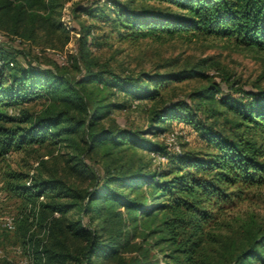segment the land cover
Here are the masks:
<instances>
[{"label": "trees", "instance_id": "trees-1", "mask_svg": "<svg viewBox=\"0 0 264 264\" xmlns=\"http://www.w3.org/2000/svg\"><path fill=\"white\" fill-rule=\"evenodd\" d=\"M43 1L0 0L1 27L12 37L22 39L20 33L32 36L33 29L27 33L20 26L31 16L34 20L43 16L37 11ZM149 1L166 5L146 4ZM106 6L122 38L205 34L264 49V0H89L77 3L75 10L95 15ZM77 26L71 28L77 27L79 32L71 59L81 70L77 75L70 74L68 63L44 64L40 55L8 40L0 41V155L58 142L85 128L88 145L72 158L76 168L94 178L89 187L78 188L54 175L26 183L27 173H11L16 180L9 179V189L27 203V214L19 220L30 214L38 216L42 206L38 221L44 220L49 231L48 238L41 240L21 235L18 245L22 254L30 257L31 264H95V257L102 254L117 258L118 264H161L142 241L132 242L138 235L143 239L159 235L157 241L169 244L163 264L264 262V227L257 225L253 217L238 229L240 234L236 231L243 235L240 244L236 238L224 242L226 248L220 259L212 253L216 247L209 246L219 238L207 229L227 202L243 196L246 187L264 182V85L243 88L236 80H212L186 97L166 100L156 107L144 128L118 123L98 125V119L127 103L93 99L91 108L86 95L89 82L118 88L134 98L155 99L167 82L207 72L181 66L165 71L117 73L92 55L93 23L85 21ZM69 37L68 33L65 42ZM19 55L26 62H19ZM41 94H49L55 101L35 112L17 107ZM190 97L205 101L206 113ZM173 118L192 123L215 150H169L157 136ZM99 143L108 144L104 155L130 148L132 158L119 166L110 162L101 173L96 172L84 152ZM140 149L150 152L148 159L136 155ZM151 151L166 154L167 158L158 163ZM44 196L48 199H41ZM77 205L79 215L70 218L67 214ZM69 234L83 238L85 243L72 250ZM132 249L136 252L123 254Z\"/></svg>", "mask_w": 264, "mask_h": 264}, {"label": "rangeland", "instance_id": "rangeland-1", "mask_svg": "<svg viewBox=\"0 0 264 264\" xmlns=\"http://www.w3.org/2000/svg\"><path fill=\"white\" fill-rule=\"evenodd\" d=\"M80 2H89V0H44L41 8L37 10L43 16L39 20H34L31 16L24 25L20 26V29L27 33L33 29L32 36L20 33L22 39L15 35L12 37V34L6 32L0 25V41L8 40L19 47L30 50L31 54L40 55L44 64L59 62L61 56L58 51L64 50L69 60L67 69L71 75H77L81 70L71 60L72 55L76 53L77 36L79 35L77 25L87 21L93 23L90 34L93 57L117 73L137 74L143 70L165 71L167 68L181 66H195L207 72L204 75L167 82L155 99L134 98L118 88L102 86L98 81L89 82L86 95L90 105L93 104V99H102L101 103L110 100L127 103V106L116 107L98 119V125L107 126L118 123L144 128L150 123L151 114L156 107L166 100L186 97L194 89L212 80L225 82L236 80L243 88L264 85V49L239 44L234 39L205 34L195 36L177 34L171 37H144L136 40L122 38L119 27H116L109 17L111 12L109 6H106L104 11L91 15L75 10V5ZM136 4L144 3L137 1ZM146 4L166 5L164 2L156 1H149ZM43 22L44 26L41 25ZM73 24L77 27L71 29ZM68 33L70 37L65 42ZM25 37H30L32 40ZM18 60L26 62L23 55H19ZM110 90L114 92L110 93ZM191 100L199 105L201 112L206 113L207 103L205 101L199 97H192ZM53 101H55L54 98L49 94H41L17 107L35 112ZM166 126L165 131L175 128L183 131L179 135V140L185 151L209 153L215 150L202 137L200 131L186 120L173 118L167 121ZM165 131H162L157 139L165 142L162 135ZM87 145L86 129L82 128L70 138L58 142L48 141L43 144L30 145L0 155V186L6 195L4 203L0 206V264L25 263V255L16 249L18 243L22 241L21 235L39 237L40 240L47 239L49 235L44 220L42 223L38 221L41 218L42 206L38 208V216L28 212L30 217L19 220L27 214L24 213L28 211H26L27 203L23 197L9 189V179L16 180L11 173L13 171L27 173L26 183H30L32 178L34 180L54 175L74 187L87 188L92 185L94 178L88 172L76 168L75 159L72 158L74 154L82 153ZM107 145V143H99L93 149L84 152V158L96 172L101 173L110 162L119 166L120 163H128L132 158L133 150L130 148L122 152L117 149L104 155L103 152ZM136 155H143L145 159H148L150 152L140 149ZM41 199L47 200L48 196L41 197ZM9 214L16 216V226L12 229L5 224V217ZM216 214L217 217L210 221L207 229L210 234L219 238V240H212L209 246L216 247L212 253L220 259L221 251L226 248L225 241L236 238L237 243H241L243 235H237L238 229L244 226L247 219L253 217L257 225L264 227V182L246 187L243 196L238 197L234 202H227ZM67 215L70 218L77 217L79 206L74 207ZM69 235L68 243L72 250H76L85 243L83 238ZM158 236L149 235L143 239V235H138L132 242L142 241L144 247H149V253L163 264V253L168 250L169 244L165 241H157ZM135 252L136 249H132L123 254L131 255ZM95 260V264H118L117 258H107L103 254L96 256ZM248 264H264V262L255 259L249 261Z\"/></svg>", "mask_w": 264, "mask_h": 264}, {"label": "built area", "instance_id": "built-area-1", "mask_svg": "<svg viewBox=\"0 0 264 264\" xmlns=\"http://www.w3.org/2000/svg\"><path fill=\"white\" fill-rule=\"evenodd\" d=\"M58 53L61 56V59L59 60L61 64H66L69 62L66 51L59 50ZM11 63H13V61H11ZM0 64H1V59H0ZM181 133H183V131L176 129V128L167 130L162 133V135L164 136V140L167 144V148L169 150L180 151L182 149V145L179 140V135ZM151 153L154 156V159L156 160V162L158 163L164 161L167 158L166 154L160 153L158 151H151ZM5 197H6L5 192L0 186V206L4 203ZM5 224L8 228H11V229L14 228L16 226V216L14 214L7 215L5 217ZM16 249L18 251H22V248L19 245L16 247ZM24 262H25L24 264H31L30 257L25 255Z\"/></svg>", "mask_w": 264, "mask_h": 264}]
</instances>
